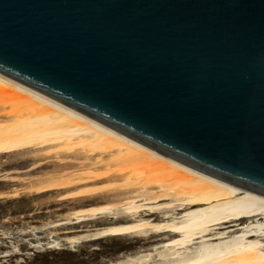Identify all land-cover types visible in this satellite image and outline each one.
<instances>
[{
    "label": "water",
    "instance_id": "1",
    "mask_svg": "<svg viewBox=\"0 0 264 264\" xmlns=\"http://www.w3.org/2000/svg\"><path fill=\"white\" fill-rule=\"evenodd\" d=\"M0 72L264 195V0H0Z\"/></svg>",
    "mask_w": 264,
    "mask_h": 264
},
{
    "label": "bare ground",
    "instance_id": "2",
    "mask_svg": "<svg viewBox=\"0 0 264 264\" xmlns=\"http://www.w3.org/2000/svg\"><path fill=\"white\" fill-rule=\"evenodd\" d=\"M0 117V154L39 149L65 167L86 159L82 170L52 171L29 190L65 189L75 199L112 194L113 201L69 211L68 224L110 220L63 231L66 244L130 232L159 236L130 264H264V195L165 156L1 72Z\"/></svg>",
    "mask_w": 264,
    "mask_h": 264
},
{
    "label": "rangeland",
    "instance_id": "3",
    "mask_svg": "<svg viewBox=\"0 0 264 264\" xmlns=\"http://www.w3.org/2000/svg\"><path fill=\"white\" fill-rule=\"evenodd\" d=\"M39 152V149H32L0 154V264H111L120 261L130 264L128 259L143 258L149 253V246L158 241L159 236H134L129 232L74 246L61 240L67 235L63 231L96 228L106 223V219L109 222L108 218L74 224L66 221L72 214L69 211L101 201H113L109 198L112 194L75 199L65 198V189L45 193L29 190L52 171L68 167L82 170V164L86 162L85 158L79 157L80 161L74 160L76 162L69 166H59L55 154L39 155ZM32 166L35 167L31 169ZM15 190L17 195L12 196ZM168 213L171 211H160L159 214ZM58 222H61L60 226H51ZM52 240L58 242V248L49 246L53 244Z\"/></svg>",
    "mask_w": 264,
    "mask_h": 264
}]
</instances>
